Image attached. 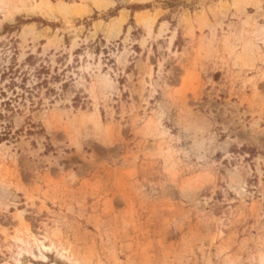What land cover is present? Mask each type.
Wrapping results in <instances>:
<instances>
[{"label": "rangeland", "instance_id": "1", "mask_svg": "<svg viewBox=\"0 0 264 264\" xmlns=\"http://www.w3.org/2000/svg\"><path fill=\"white\" fill-rule=\"evenodd\" d=\"M0 264H264V0H0Z\"/></svg>", "mask_w": 264, "mask_h": 264}, {"label": "trees", "instance_id": "2", "mask_svg": "<svg viewBox=\"0 0 264 264\" xmlns=\"http://www.w3.org/2000/svg\"><path fill=\"white\" fill-rule=\"evenodd\" d=\"M15 82L12 80L11 84L13 85Z\"/></svg>", "mask_w": 264, "mask_h": 264}]
</instances>
